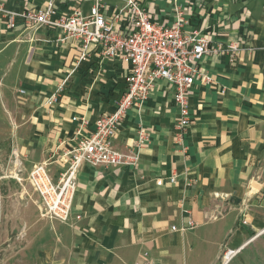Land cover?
<instances>
[{"label":"crops","instance_id":"obj_1","mask_svg":"<svg viewBox=\"0 0 264 264\" xmlns=\"http://www.w3.org/2000/svg\"><path fill=\"white\" fill-rule=\"evenodd\" d=\"M48 1L0 0L11 11L43 8ZM53 1L60 17L75 9L87 14L95 0ZM99 1L110 12L125 4ZM142 4L159 24H172L180 10L185 32L211 33L213 43H238L242 49L233 62L222 54L202 58L200 66L213 83L197 80L190 92L193 120L184 136L185 156L174 141L179 112L172 90L158 81L142 106L127 112L113 142L123 151L135 144L137 128H145L149 143L138 150V165L83 164L69 223L47 220L49 247L42 248L36 210L32 221L23 220L31 252L41 264H220L223 248H240L228 264H243L253 241L249 232L264 230V0ZM56 35L52 30L11 31L0 17V80L8 114L17 119L15 151L32 156L28 172L48 162L54 181L66 167L58 154L87 136L101 115L115 110L128 73L117 60L92 57L67 79L49 107L43 101L68 77L76 55L75 43H55ZM15 86L24 101L11 109L13 92L4 87ZM83 121L87 126L78 133ZM259 239L256 243L264 242V235Z\"/></svg>","mask_w":264,"mask_h":264},{"label":"built area","instance_id":"obj_2","mask_svg":"<svg viewBox=\"0 0 264 264\" xmlns=\"http://www.w3.org/2000/svg\"><path fill=\"white\" fill-rule=\"evenodd\" d=\"M142 2L125 0L122 8L110 12L99 0H95L87 14L75 9L60 17L55 16L53 0H49L43 8H23L20 11L7 10L0 2V17L4 19L6 29L21 28L28 35L52 30L57 32L53 40L55 43L62 44L69 39L75 43L73 67L45 102L48 106L57 103L67 79L92 57L100 61L117 60L128 70L125 89L115 110L101 115L87 136H82L73 146L58 154V161L66 164L59 179L53 180L48 162L36 164L28 172L27 180L38 196V211L42 219L69 223L78 187L77 174L83 164L92 168L114 169L138 165V150L149 143L145 128H137L135 144L123 151L116 149L113 142L127 112L140 108L158 81H165L172 90V103L179 112L174 125V141L185 156L187 146L184 136L193 120L189 108L190 92L197 80L213 83L211 76L200 66L202 58L207 54H222L233 62L242 49L238 43H213L211 33L185 32L180 10L176 11L172 24H159ZM86 126L87 122L83 121L78 133ZM175 180L176 175H173L168 182L172 184ZM75 219L79 220L80 216ZM189 226L194 227L192 222ZM239 251L240 248H223L222 264L229 263Z\"/></svg>","mask_w":264,"mask_h":264},{"label":"rangeland","instance_id":"obj_3","mask_svg":"<svg viewBox=\"0 0 264 264\" xmlns=\"http://www.w3.org/2000/svg\"><path fill=\"white\" fill-rule=\"evenodd\" d=\"M5 88L13 92L9 102L10 108H18L24 101L21 98L23 94L20 86ZM2 89L0 80V264H41L31 252L33 242L28 240L30 230L26 228L23 220L32 221L33 212L36 210V220L43 227L40 230L43 235L42 248L50 245L48 241L46 243L49 235V229L46 226H49L51 222L40 217L37 209L38 196L27 180L32 156L22 152L18 155L15 151L16 146L13 140H16L17 119L8 114L6 103L3 102ZM48 98L43 101L44 104ZM261 232H249L250 240L253 239V241L245 248L243 264H264V242L256 243L264 235L260 234ZM239 255L238 253L236 256ZM219 260L222 264L221 256Z\"/></svg>","mask_w":264,"mask_h":264},{"label":"bare ground","instance_id":"obj_4","mask_svg":"<svg viewBox=\"0 0 264 264\" xmlns=\"http://www.w3.org/2000/svg\"><path fill=\"white\" fill-rule=\"evenodd\" d=\"M262 232H264V230H262ZM262 232H261V233H262Z\"/></svg>","mask_w":264,"mask_h":264}]
</instances>
